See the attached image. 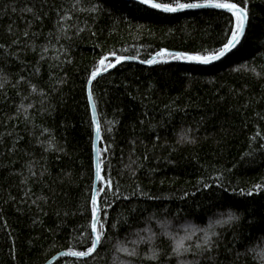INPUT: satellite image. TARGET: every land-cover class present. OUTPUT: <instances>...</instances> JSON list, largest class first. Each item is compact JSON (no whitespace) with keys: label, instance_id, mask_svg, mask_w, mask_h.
<instances>
[{"label":"trees","instance_id":"obj_1","mask_svg":"<svg viewBox=\"0 0 264 264\" xmlns=\"http://www.w3.org/2000/svg\"><path fill=\"white\" fill-rule=\"evenodd\" d=\"M144 7L136 0H0V264H42L59 250L91 246L87 80L100 59L113 63L109 54L115 53L143 60L160 48L211 52L229 34L224 10ZM250 8L247 39L234 54L209 65L123 61L92 82L98 147L109 149L102 152L103 166L115 182L100 197L111 203L103 205L102 222L117 227L93 256L60 255L51 264H188L190 252L174 257L171 248L180 240L194 248L210 224L220 241L219 264H228L246 251L233 230L241 223L249 252L236 264H264V233L248 227L264 216V191L254 188L264 185V150L258 147L264 144V0H251ZM186 129L198 145L177 144ZM217 177L235 207L201 213V201L219 203L202 187L216 188ZM116 187L119 199L113 198ZM38 197L44 199L33 204ZM230 211L241 221L214 224ZM152 234L150 242H137ZM118 246L137 254L117 252ZM153 250L166 254L151 260Z\"/></svg>","mask_w":264,"mask_h":264},{"label":"snow or ice","instance_id":"obj_2","mask_svg":"<svg viewBox=\"0 0 264 264\" xmlns=\"http://www.w3.org/2000/svg\"><path fill=\"white\" fill-rule=\"evenodd\" d=\"M251 0H229V2H225V0H204V2H184V0H169V2H158V0H139V5L146 6L142 8V11L147 12L149 10H158L163 13H178L183 12L188 9H217L224 10L230 14L229 17V28L228 35L225 36L226 42H222V46L216 50L211 52L204 50L203 52H189V51H175L167 48H160L158 51H155L149 58L140 60L141 64L157 65V64H169L172 61H179L185 63H195L200 65H209L215 61L221 60V58L226 57L227 54L233 53V50L239 51L238 46L242 45V39H247V31L251 27V20L254 18L252 10L250 8ZM27 11L32 12V9H27ZM92 12L98 11L96 7H92L90 9ZM35 16L36 14L33 13ZM25 36H30L34 34H30L29 32L24 33ZM234 54V53H233ZM109 55L115 57V63H105L109 59L108 56H104L100 59L99 65L100 68L98 70H93L88 77V85L90 86L92 82L97 78L101 71H107L108 69L115 68L117 64H120L126 60H136L138 57L136 56H124V55H116L115 53H110ZM38 71V70H37ZM35 90V89H34ZM87 100L90 105L91 111L93 113L92 125L95 130V139L92 143V150L95 154V163H94V175L95 180L98 182L97 186L93 188L91 191V199H90V209H91V246L87 247L86 250L82 251H69L67 253H62V255L77 257V258H89L93 256V254L98 252V249L103 247L105 241L109 238L108 231L109 229L116 228V224H109V229H106V222H102V218L104 215H107L103 205L107 204L108 207H111V203L107 200H100V197L106 196L108 191H112L115 182L111 179L110 176H107L104 171L103 160H102V152L107 153L109 151L108 147L101 149L98 147V142L101 140V129L99 123L95 120V112H96V101L93 97V92L91 87L87 90ZM166 107H168L166 105ZM178 110V109H177ZM171 116V112L169 113ZM141 124L144 121L140 122ZM155 127L154 125L152 126ZM110 131V129H109ZM191 129H186L182 132L179 139L177 140V144H182L185 146H195L200 143L198 136L195 134H191ZM259 136V133H257ZM157 140L160 139L159 135L156 137ZM135 143V142H133ZM49 147H52L49 144ZM260 150H264V144H260ZM175 151V149H173ZM249 152L246 155H251ZM147 159L148 157H144ZM30 176L34 178H39L36 172L30 171ZM217 180L220 183L217 184L216 188H212V186L208 183H203L202 187L204 189H208V192L205 193L206 196H210L213 201L218 200L219 203H212L208 206H205L204 202L201 201L198 205L199 211L201 213H207L213 207H235V205H229V201L232 200V197L228 195L227 189L224 187L223 181L221 177H217ZM102 184L103 187L99 185ZM254 188L256 190L264 191V185L258 184L255 185ZM30 191V190H29ZM119 191L118 187H116V191L113 192V198L119 199L120 197L116 194ZM219 193V195H216ZM243 193V190H242ZM249 197L253 196V192L249 191L247 193H243ZM27 195V193H26ZM190 194L185 192V196H189ZM194 195V194H191ZM43 197H38L37 200H33V204H37L39 200H43ZM124 200H128V197H124ZM148 199H153V197H148ZM132 213H136L138 211L137 208L130 209ZM196 209H193V214H195ZM250 215H255L254 213H249ZM46 215V213H45ZM223 215V214H222ZM241 216L237 215L235 212L226 213V218L216 219L214 221L215 225L232 226L236 224V222L241 221ZM246 219V217H245ZM35 223V221H33ZM162 228L167 229L166 224L161 225ZM244 224L241 223L233 230L241 235V239L239 242V247H244L246 249L245 253L241 254L239 252L235 253V257L228 264H236V262L243 258L247 259L249 249L247 248L246 241L250 242L249 237L242 236L239 233V229L243 228ZM249 228H255L256 230L264 233V216H261L258 223H249ZM213 225H209V229L201 230L203 231V239L202 243L196 244L194 248L192 246L185 247L183 240L178 241L175 244V247L171 248L172 255L174 257H183L185 253H191L193 259L188 262V264H219V245L220 241L217 238V233L212 230ZM167 235L168 233L165 232ZM195 234V230H193L192 235ZM155 234L149 235L146 239L143 237H138L137 242L148 243L154 238ZM184 239H191V236H186ZM236 237H234V240ZM164 242L161 241V244ZM117 252H128V249L123 246H118L116 248ZM136 252H128V255H136ZM166 253L161 251L157 252L155 250L152 251L149 259L159 261ZM255 259V257H253ZM171 264V261L168 262Z\"/></svg>","mask_w":264,"mask_h":264},{"label":"water","instance_id":"obj_3","mask_svg":"<svg viewBox=\"0 0 264 264\" xmlns=\"http://www.w3.org/2000/svg\"><path fill=\"white\" fill-rule=\"evenodd\" d=\"M136 1H139V0H136ZM188 10H193V9H188ZM186 11V10H185ZM126 61H131V62H136V63H140L139 59H136V60H126ZM115 63V62H113ZM104 71H101V73H103ZM89 88V85H88V80H87V90ZM90 106V105H89ZM90 111H91V108H90ZM91 117L93 119V113L91 111ZM95 120L98 122V119H97V113L95 112ZM95 139V130H94V126H93V140ZM93 140H92V143H93ZM92 158H93V185H92V190L93 188H95L98 184V182L95 180V175H94V163H95V154L92 150ZM90 228H91V221H90ZM68 251H65V250H59L57 252H55L54 254H52L49 258H47L42 264H51V262L57 257V256H60L62 255V253H67ZM67 256V255H66ZM72 257V256H71Z\"/></svg>","mask_w":264,"mask_h":264}]
</instances>
